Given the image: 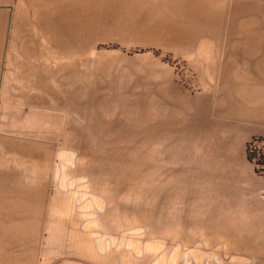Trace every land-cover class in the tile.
Returning a JSON list of instances; mask_svg holds the SVG:
<instances>
[{
    "label": "crops",
    "instance_id": "0c3cea01",
    "mask_svg": "<svg viewBox=\"0 0 264 264\" xmlns=\"http://www.w3.org/2000/svg\"><path fill=\"white\" fill-rule=\"evenodd\" d=\"M99 42L169 53L194 87L162 55L122 68ZM142 108L152 139L184 142L197 167L191 218L221 232L196 235L264 237L248 155L264 140V0H0V264H105L63 244L62 142L126 139L111 134L136 124L95 110Z\"/></svg>",
    "mask_w": 264,
    "mask_h": 264
},
{
    "label": "rangeland",
    "instance_id": "374dc122",
    "mask_svg": "<svg viewBox=\"0 0 264 264\" xmlns=\"http://www.w3.org/2000/svg\"><path fill=\"white\" fill-rule=\"evenodd\" d=\"M95 52L118 54L127 69L149 68L151 54L162 55L194 87L188 64L160 49L99 42ZM95 112L140 130L111 134L126 139L62 142L63 244L95 246L105 264H264V237L196 235L221 231L199 229L191 218L200 201L197 167L184 142L152 139L161 135L150 108ZM249 154L263 168L264 140L252 141Z\"/></svg>",
    "mask_w": 264,
    "mask_h": 264
},
{
    "label": "trees",
    "instance_id": "16d2710c",
    "mask_svg": "<svg viewBox=\"0 0 264 264\" xmlns=\"http://www.w3.org/2000/svg\"><path fill=\"white\" fill-rule=\"evenodd\" d=\"M249 156H250L251 159H253V157H252L251 154H249ZM256 163H257L258 165L260 164L259 161H256ZM262 163L264 164V162H262ZM259 171L262 172V173H264V167H263V168H259Z\"/></svg>",
    "mask_w": 264,
    "mask_h": 264
}]
</instances>
